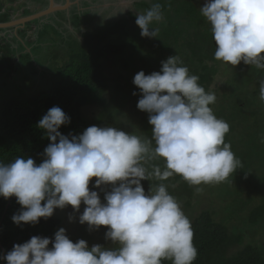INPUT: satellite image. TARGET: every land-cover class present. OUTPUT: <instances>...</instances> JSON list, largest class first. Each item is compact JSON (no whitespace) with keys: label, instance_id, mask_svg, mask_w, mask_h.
<instances>
[{"label":"clouds","instance_id":"9594fccd","mask_svg":"<svg viewBox=\"0 0 264 264\" xmlns=\"http://www.w3.org/2000/svg\"><path fill=\"white\" fill-rule=\"evenodd\" d=\"M199 11L210 25L216 60L264 69V0H205ZM162 20L161 5L154 3L135 23L141 36L152 38L159 32L153 25ZM132 82L142 94L137 108L149 114L151 138L96 125L64 135L58 129L70 117L53 106L37 122L50 141L42 162L22 156L0 162V196H15L22 206L11 217L15 224H36L67 205L79 211L83 203L79 223L107 226L105 238L117 246L73 242L61 227L54 239L34 235L14 244L0 256L6 264H193L198 253L190 219L167 185L146 193L141 181L174 175L194 186L226 181L242 167L225 141L230 125L210 107L215 93L205 90L178 55L161 61L160 71H138ZM259 95L264 101V79ZM158 159L163 168L153 165L149 171L148 161ZM93 177L94 187L110 186L103 202L89 188Z\"/></svg>","mask_w":264,"mask_h":264},{"label":"rangeland","instance_id":"374dc122","mask_svg":"<svg viewBox=\"0 0 264 264\" xmlns=\"http://www.w3.org/2000/svg\"><path fill=\"white\" fill-rule=\"evenodd\" d=\"M119 1L123 3H117L115 7L100 5L104 2L107 4L110 0L93 1V5H99L97 12L79 13L78 18L69 15L67 18H62L59 24L32 22L33 24L25 25L21 27L22 45L14 37L12 28L1 29L0 38L4 37L10 43L8 50L10 54H7L15 58L14 64L22 61V67H17V71L10 75H0V103L7 96L21 93L31 95L52 85L55 68L67 60L71 49L79 48L83 31L89 29L99 32L122 19L131 18L114 38L108 39L112 44H125L121 51L108 54L101 60L108 85L105 105L83 106L80 112L90 125L114 126L141 138H150L149 131L151 132L152 126L147 124L149 114L136 106L142 94L132 82L134 75L141 70L145 74L160 71L161 61L169 57L168 52L154 53L153 49L161 41L163 28L167 27L170 21L174 20L171 23L174 31L168 37L172 56H180L189 70H192L195 64L190 48L200 44L195 37L200 32L204 33L206 35L205 40H202L204 47L199 52L205 62L215 68L214 79L209 84L208 92L215 93L216 102L210 107L214 113L222 114L224 116L222 119L230 125L227 143H230L232 151L242 161V167L224 182L188 185L190 187L188 189L185 186L186 181L179 175H174L165 181L152 177L149 180H142L141 184L146 193L149 189L154 191L160 183L167 185V190L176 198L190 221L202 211L209 210L216 221L227 224L229 229L234 226L235 234L242 235V239L240 243L230 246L227 254L235 253L247 242L254 243L260 239L264 241V221H258L252 226L247 225L242 221L246 210L244 212L240 210L245 208L248 211L264 191V168L260 166L264 165V101L260 100L259 95V82L264 79V69L245 65L243 62L231 66L214 58L215 44L210 25L206 18L199 19L202 16L199 9L205 0ZM159 1L163 2L160 5H165V8L162 10L163 20L153 25L159 29L158 37L141 36V29L135 23L138 13L146 12L149 6L152 7ZM76 2L78 3V0ZM189 2L196 6L197 13L194 15L190 13V9L184 8ZM42 8L43 6L40 7ZM175 20L179 21L178 24ZM37 31L46 32L43 35L46 38L44 41H37ZM176 31H179L177 39L174 37ZM186 41L191 42L186 45ZM140 42H143L141 47L135 48L130 45ZM36 46L38 48H35ZM23 53L27 54V57ZM29 60L31 62L27 63ZM223 111L226 112L222 113ZM149 164L148 161L146 167L151 171L152 167ZM95 179L93 177L90 180L89 188L97 191L103 202L104 193L110 190V186L94 187ZM247 198L251 199L250 202ZM84 207L85 205L81 203L79 211H73L71 205L63 209H54L53 215L61 219L59 228L63 227L66 235L73 242L84 239L89 246L101 244L105 247H116L117 245L111 240L105 238L107 226L89 229L87 223H79L78 217ZM70 215L73 217L71 221Z\"/></svg>","mask_w":264,"mask_h":264},{"label":"trees","instance_id":"16d2710c","mask_svg":"<svg viewBox=\"0 0 264 264\" xmlns=\"http://www.w3.org/2000/svg\"><path fill=\"white\" fill-rule=\"evenodd\" d=\"M162 3L159 1V4ZM150 8L151 6H149ZM164 8L165 5H161V11ZM184 8L190 9L192 15L197 13L196 6L191 2L187 3ZM199 19L202 20L203 16H200ZM128 21L130 20L124 19L122 22L99 32H93L89 29L83 31L79 48L71 49L68 52L67 60L55 68V79L52 85L31 95L21 93L20 95L7 96L1 101L0 162L9 163L18 156L31 157L37 164L42 162L44 149L50 141L44 130L37 127V122L53 106L60 107L70 117V122L61 125L58 129L62 134L78 135L88 126H91L87 119L81 115L80 109L87 105H105V92L108 90V85L101 60L108 54H116L121 51L125 44H112L108 42V39L114 38ZM173 22L174 20L170 21L168 26L163 28L162 39L154 46V53L166 51L168 56H172L168 37L174 31V27L171 25ZM178 22L175 20L176 24ZM45 31L47 32L46 29ZM54 31L57 32L55 29ZM46 32L38 34L36 38L38 42L45 40L43 35ZM178 32L174 33L175 39H177ZM205 38L206 35L200 32L195 37L200 44L190 48L195 60L190 73L198 75L199 83L208 91L209 84L214 79L215 68L207 64L199 52L204 47L202 40ZM190 42L186 41L185 44L189 45ZM130 45L135 48L141 47L143 42L139 44L130 43ZM9 48L10 43L0 38V75H10L17 71V67H22V61L14 64L15 58L7 54ZM147 54L149 55V53ZM24 56L27 57V54ZM30 62L31 60L27 61V63ZM224 112L226 111L222 113ZM215 115L218 118H224L222 114L215 113ZM149 136L151 138L150 131ZM225 141L227 142V134ZM149 163L150 167L159 165L163 168L164 166L162 159L152 160ZM260 166L264 168V165ZM188 185L186 182L187 189ZM247 200L250 202L251 199L247 198ZM21 207L15 196L7 199L0 196V256L1 246L4 247L6 254L14 244L24 243L34 235L54 239V233L59 228L61 219L54 215L47 219L41 217L36 224L23 222L21 225L15 224L11 217ZM240 210L243 212L246 210L242 221L247 225L252 226L258 221H264V191L260 194L259 200L248 211L245 208ZM191 226L194 232L193 244L198 253L193 264H264V241L261 239L254 243L247 242L235 253L227 254L230 246L241 242L242 235L235 234L234 226L229 229L227 224L216 221L209 210H204L197 215L191 221ZM49 247H51V243ZM3 261L6 264V261ZM163 264H171V261L165 260Z\"/></svg>","mask_w":264,"mask_h":264},{"label":"crops","instance_id":"0c3cea01","mask_svg":"<svg viewBox=\"0 0 264 264\" xmlns=\"http://www.w3.org/2000/svg\"><path fill=\"white\" fill-rule=\"evenodd\" d=\"M56 1H59L60 3H62L61 0H56ZM82 1H84V0H82ZM92 2H93V0L92 1L87 0L85 5L90 4ZM72 3L77 4L76 0H71V3L68 5V7ZM104 3H102V4L105 6H107V5L108 6H111V5L114 6V5H117V3L122 4L123 2H120L119 0H113V1L110 0V2H108L107 4H104ZM41 6H43L42 9H40ZM45 7H46V5L44 4L43 0H38V2H35V3L31 2V0H30V2H28L27 0H0V23L11 21L14 19H19V18L26 16V15L27 16L31 15L32 13H36V12H39L40 10H43ZM71 10H72V6L67 10V12H71ZM62 14H63V11L60 9L58 12H55V13L51 14L50 16H47L46 18H44L40 22H35V23L36 24H40V23H42V24H59L61 21V18H62V16H61ZM24 23L19 22V24H24ZM33 23H31V24H33ZM12 24H14V25L6 26V27L0 28V29L12 28L13 33H14V37L19 41V44H21V39H20V34L22 36L21 27H23L25 25L18 26L15 23H12ZM42 28H43V26H42ZM41 29L39 30V32L41 31ZM39 32L37 33V36H38ZM1 38L7 40L4 37H1Z\"/></svg>","mask_w":264,"mask_h":264},{"label":"flooded vegetation","instance_id":"af4514ba","mask_svg":"<svg viewBox=\"0 0 264 264\" xmlns=\"http://www.w3.org/2000/svg\"><path fill=\"white\" fill-rule=\"evenodd\" d=\"M71 1V0H70ZM94 2L96 1V0H93ZM31 2H38V0H31ZM43 2H44V4L46 5V7L45 8H47V6H48V4H49V0H43ZM61 2L62 3H64L65 2V0H61ZM86 2H87V0H84V1H82V0H78V3L77 4H71L69 7L67 6L66 8H63V9H61L64 13H65V15H64V13L61 15L62 16V18H67L69 15H70V17H72V15H73V17H75V18H78V16H80V14L79 13H83V12H97L98 11V9H97V7L99 6V5H93L92 3H90V4H87V5H85L86 4ZM79 4H80V6H79ZM100 5H103L102 3L100 4ZM72 6V10H71V12H67V10L70 8ZM41 11V10H40ZM59 10H57V11H55V12H58ZM55 12H51V13H49V14H46V15H42V16H40V17H38V18H35V19H32V20H27V21H25V23L24 24H16V25H18V26H20V25H29V24H31L32 22H40L41 20H43L44 18H46L47 16H50L51 14H53V13H55ZM27 16V15H26ZM23 17H25V16H23ZM61 18V19H62ZM125 19H131V18H125ZM124 19H122V20H120L119 22H122ZM62 22V21H61ZM119 22H117V23H119ZM117 23H115V24H117ZM1 30V29H0ZM39 31V30H38ZM38 31H37V33H38Z\"/></svg>","mask_w":264,"mask_h":264},{"label":"water","instance_id":"95a60500","mask_svg":"<svg viewBox=\"0 0 264 264\" xmlns=\"http://www.w3.org/2000/svg\"><path fill=\"white\" fill-rule=\"evenodd\" d=\"M71 3L70 0H65L64 3H60L56 0H49V4L47 6V8H44L43 10L39 11V12H36V13H32L31 15H28V16H25V17H21L19 19H14V20H11V21H7V22H2L0 23V28H3V27H6V26H10V25H14L12 23H15V24H19V22H22L24 23L25 21L27 20H32V19H35V18H38L42 15H46V14H49L51 12H55L57 10H60V9H63V8H66L69 4ZM1 224V222H0ZM1 256L5 254V249L3 246H1ZM0 264H4V261L3 259H0Z\"/></svg>","mask_w":264,"mask_h":264}]
</instances>
